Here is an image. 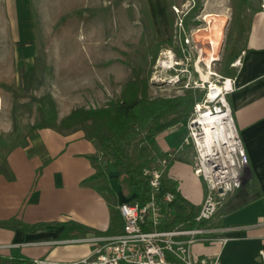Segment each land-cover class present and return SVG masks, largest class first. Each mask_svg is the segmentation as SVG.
<instances>
[{
    "label": "crops",
    "instance_id": "crops-1",
    "mask_svg": "<svg viewBox=\"0 0 264 264\" xmlns=\"http://www.w3.org/2000/svg\"><path fill=\"white\" fill-rule=\"evenodd\" d=\"M187 2L217 13L226 8L227 23L235 24L242 36L229 60L239 57L241 66L231 67L227 75L234 81L227 101L247 157L240 188L210 223L223 229L219 235L226 242L196 243L192 252L200 258L217 256L220 264H264V0ZM216 20L219 24L209 25L212 40L219 39L223 18ZM3 38L0 33V45ZM13 55L21 56L22 50L0 53V264L43 258L57 264H83L80 261L92 246L70 242L86 236L78 227L106 236L120 233L117 207L131 196L121 187L113 162L96 176L92 159L99 155L82 131L50 126H33L25 135L17 131L6 112L13 101L5 82ZM185 119L160 124L133 156L154 167L167 158L165 179L198 208L204 184L192 172L193 149L182 145Z\"/></svg>",
    "mask_w": 264,
    "mask_h": 264
},
{
    "label": "rangeland",
    "instance_id": "rangeland-1",
    "mask_svg": "<svg viewBox=\"0 0 264 264\" xmlns=\"http://www.w3.org/2000/svg\"><path fill=\"white\" fill-rule=\"evenodd\" d=\"M189 4L187 0H0L4 37L0 53L22 50L21 56L8 59L5 81L13 99L6 112L17 131L25 135L42 119L46 126H58L77 108H104L121 97L129 80L143 81L149 99L182 97L187 91L195 98L204 96L207 84L230 75L229 60L242 36L235 24L227 23L226 8L217 13ZM218 18L225 23L220 24L219 39L212 40L209 25L219 24ZM190 30L193 38L185 44L183 32ZM167 51L176 62L171 69L160 65ZM184 118L179 111L160 124ZM80 127L63 131H82ZM140 144L131 143V157Z\"/></svg>",
    "mask_w": 264,
    "mask_h": 264
},
{
    "label": "built area",
    "instance_id": "built-area-1",
    "mask_svg": "<svg viewBox=\"0 0 264 264\" xmlns=\"http://www.w3.org/2000/svg\"><path fill=\"white\" fill-rule=\"evenodd\" d=\"M183 35L184 43L188 44L192 31L183 32ZM168 52L166 60L160 64L161 68L171 69L176 65ZM240 66L239 57L230 63L234 69ZM233 88L234 81L230 77H220L219 81L207 84L204 96L194 103L192 113L185 119L186 135L182 145L193 149L192 172L204 184L203 198L194 217L195 225L189 228L180 224L165 227V210L155 197L168 163V159L163 158L157 166L143 170L148 177L149 200L142 204L125 201L118 205L122 221L120 233L110 236L88 234L70 241L92 246L89 255L80 263L220 264L217 256H195L192 246L226 242L227 239L219 235L223 229L211 227L210 223L243 181L247 157L227 101V95ZM162 200L170 203L173 195L166 193ZM28 264L57 263L43 258L31 259Z\"/></svg>",
    "mask_w": 264,
    "mask_h": 264
},
{
    "label": "trees",
    "instance_id": "trees-1",
    "mask_svg": "<svg viewBox=\"0 0 264 264\" xmlns=\"http://www.w3.org/2000/svg\"><path fill=\"white\" fill-rule=\"evenodd\" d=\"M137 81H127L121 97L106 107L88 110L77 108L61 120L58 126L54 124L49 126L58 130L81 126L80 130L87 139L94 143L99 155L97 159H92L96 176L100 175L102 170L113 162L120 174L121 187L126 191L127 196H131L127 201L142 204L150 197L148 177L143 174V170L149 167V161H138L135 157H131L129 152L131 143L133 141L142 143L151 139L156 134L160 123L168 116L180 111L186 118L190 114L194 102L201 99V94L195 98V93L187 91L186 95L182 97L149 99L146 96L145 83ZM50 108L52 110L51 118L55 121L52 103H50ZM41 121L42 123L36 128L46 126L43 124V119ZM166 193L173 195V200L170 203H164L162 200ZM155 197L159 206L165 210L167 223L165 227L180 224L189 228L195 225L194 217L198 208L184 199L176 190L174 183L165 179L164 174L160 187L155 192ZM78 229L84 235H100V233L84 227H78Z\"/></svg>",
    "mask_w": 264,
    "mask_h": 264
},
{
    "label": "bare ground",
    "instance_id": "bare-ground-1",
    "mask_svg": "<svg viewBox=\"0 0 264 264\" xmlns=\"http://www.w3.org/2000/svg\"><path fill=\"white\" fill-rule=\"evenodd\" d=\"M209 15V14H208ZM209 21V20H208ZM210 22H212V21H210ZM201 31V30H200ZM203 32V31H202ZM213 58V57H212ZM214 60V59H213Z\"/></svg>",
    "mask_w": 264,
    "mask_h": 264
}]
</instances>
